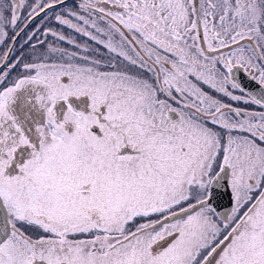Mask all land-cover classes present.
Instances as JSON below:
<instances>
[{
	"label": "snow or ice",
	"instance_id": "1",
	"mask_svg": "<svg viewBox=\"0 0 264 264\" xmlns=\"http://www.w3.org/2000/svg\"><path fill=\"white\" fill-rule=\"evenodd\" d=\"M0 46V264H264V0H0Z\"/></svg>",
	"mask_w": 264,
	"mask_h": 264
},
{
	"label": "flooded vegetation",
	"instance_id": "2",
	"mask_svg": "<svg viewBox=\"0 0 264 264\" xmlns=\"http://www.w3.org/2000/svg\"><path fill=\"white\" fill-rule=\"evenodd\" d=\"M66 2L68 4L69 8H75L79 4L80 0H66ZM39 22H40L39 19H37V21H35L34 24L32 26H30L28 31H31V29L34 28L37 24H39ZM59 30H63L66 35H71L74 39H77L78 41L83 42L86 39V38L81 37L78 34L72 32V30H70V29L62 28ZM23 40H24L23 37L18 38L17 43L15 45V48L18 49L20 47V45L23 44ZM53 40H54L53 37H51V36L47 37L48 43H52ZM60 46L68 47V48L72 49V46L68 45L66 42H60ZM2 49H3L2 46H0V52L3 51ZM13 55H18V52L14 51ZM236 79L238 82H243L242 83L243 85L245 84V82L250 84L249 79L247 77V74L238 72L236 75ZM228 200H229V197L227 198V195L222 200V203L225 205V208H227V206H228V202H229ZM224 209H221V210H224Z\"/></svg>",
	"mask_w": 264,
	"mask_h": 264
},
{
	"label": "water",
	"instance_id": "3",
	"mask_svg": "<svg viewBox=\"0 0 264 264\" xmlns=\"http://www.w3.org/2000/svg\"><path fill=\"white\" fill-rule=\"evenodd\" d=\"M240 83H243V82H240ZM244 86H245L246 88H251V87H252L251 84L246 83V82H245ZM225 196H226V195H225ZM225 196H224V197H225ZM227 198H228V196H227ZM228 201H229V200H228ZM229 208H230V205H229V202H228V206H227V208H225L224 210H221V211H226V210H228Z\"/></svg>",
	"mask_w": 264,
	"mask_h": 264
},
{
	"label": "rangeland",
	"instance_id": "4",
	"mask_svg": "<svg viewBox=\"0 0 264 264\" xmlns=\"http://www.w3.org/2000/svg\"><path fill=\"white\" fill-rule=\"evenodd\" d=\"M9 35L11 36V32H9ZM3 48V47H2ZM2 50H4V49H2ZM17 71H19V69H17ZM235 103V102H234Z\"/></svg>",
	"mask_w": 264,
	"mask_h": 264
}]
</instances>
